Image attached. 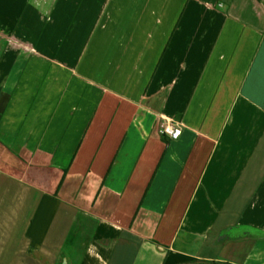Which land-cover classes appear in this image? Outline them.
Instances as JSON below:
<instances>
[{
  "label": "crops",
  "instance_id": "obj_1",
  "mask_svg": "<svg viewBox=\"0 0 264 264\" xmlns=\"http://www.w3.org/2000/svg\"><path fill=\"white\" fill-rule=\"evenodd\" d=\"M0 264H264V0H0Z\"/></svg>",
  "mask_w": 264,
  "mask_h": 264
},
{
  "label": "built area",
  "instance_id": "obj_2",
  "mask_svg": "<svg viewBox=\"0 0 264 264\" xmlns=\"http://www.w3.org/2000/svg\"><path fill=\"white\" fill-rule=\"evenodd\" d=\"M159 133L172 141L178 139L181 134V129L178 124L172 121H165L159 125Z\"/></svg>",
  "mask_w": 264,
  "mask_h": 264
}]
</instances>
